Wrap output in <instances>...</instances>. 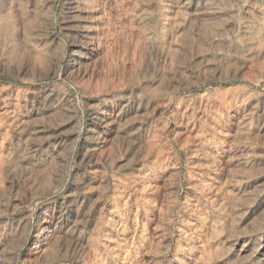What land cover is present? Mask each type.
<instances>
[{"label": "rangeland", "instance_id": "374dc122", "mask_svg": "<svg viewBox=\"0 0 264 264\" xmlns=\"http://www.w3.org/2000/svg\"><path fill=\"white\" fill-rule=\"evenodd\" d=\"M0 264H264V0H0Z\"/></svg>", "mask_w": 264, "mask_h": 264}, {"label": "bare ground", "instance_id": "6f19581e", "mask_svg": "<svg viewBox=\"0 0 264 264\" xmlns=\"http://www.w3.org/2000/svg\"><path fill=\"white\" fill-rule=\"evenodd\" d=\"M235 13V12H234ZM83 42H86L85 44H87V45H90L91 44V42H92V37H89V36H87V37H84V39H83ZM86 45V46H87ZM252 235V234H251ZM248 239V238H247ZM249 241H250V239H249ZM256 254V253H255ZM256 256V255H255ZM257 257V256H256Z\"/></svg>", "mask_w": 264, "mask_h": 264}]
</instances>
